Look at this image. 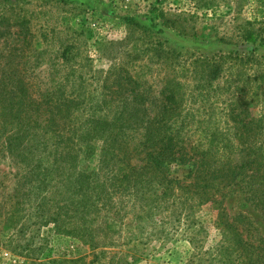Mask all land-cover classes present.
<instances>
[{
  "label": "trees",
  "instance_id": "16d2710c",
  "mask_svg": "<svg viewBox=\"0 0 264 264\" xmlns=\"http://www.w3.org/2000/svg\"><path fill=\"white\" fill-rule=\"evenodd\" d=\"M8 9H0V159L25 169L38 210L53 208L56 224L80 218L81 234L94 222L90 212L118 211L125 201L146 215L172 199L193 210L211 203L223 217L216 261L264 264V240L251 235L249 216L238 211L231 220L224 205L238 194L264 225V114L254 112L264 104V73H243L252 60L261 67L264 57L255 59L252 50L246 61L235 54L197 59L193 86L175 74L158 96L137 72L119 67L93 100L69 50L52 70L57 79L34 82L45 63L44 43L30 50L29 21ZM244 37L257 39L248 30ZM227 61L230 69L244 64L241 76L216 85ZM221 94L228 95L223 103Z\"/></svg>",
  "mask_w": 264,
  "mask_h": 264
},
{
  "label": "rangeland",
  "instance_id": "374dc122",
  "mask_svg": "<svg viewBox=\"0 0 264 264\" xmlns=\"http://www.w3.org/2000/svg\"><path fill=\"white\" fill-rule=\"evenodd\" d=\"M2 8L26 16L33 36L30 50L37 41L44 43L45 63L34 82L57 79L52 70L60 69L69 50L93 100L119 67L137 72L158 96L176 75L193 86L191 65L197 59L219 61L217 57L235 54L246 61L252 50L255 59L264 57V0H0ZM247 30L256 33V42L246 41ZM4 49L1 43L0 54ZM261 63L236 62L230 69L227 61L215 84L239 80L242 65L245 76L261 75ZM219 96L222 103L228 98ZM254 112L264 114V104H256ZM24 176L21 164L0 159V264H220L219 205L193 210L172 199L166 208L146 215L125 201L118 211L90 212L93 227L79 234L76 228L84 227L80 218L56 224L53 208L50 213L37 209L41 203L29 195L32 184ZM243 204L238 194L224 201L231 220L236 212H245L251 235L264 240L261 214Z\"/></svg>",
  "mask_w": 264,
  "mask_h": 264
},
{
  "label": "built area",
  "instance_id": "2783aa9c",
  "mask_svg": "<svg viewBox=\"0 0 264 264\" xmlns=\"http://www.w3.org/2000/svg\"><path fill=\"white\" fill-rule=\"evenodd\" d=\"M5 256H6V257H8V256H9V254H5Z\"/></svg>",
  "mask_w": 264,
  "mask_h": 264
}]
</instances>
